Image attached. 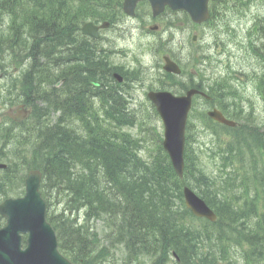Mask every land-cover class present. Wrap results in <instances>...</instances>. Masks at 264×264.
<instances>
[{"label": "trees", "instance_id": "obj_1", "mask_svg": "<svg viewBox=\"0 0 264 264\" xmlns=\"http://www.w3.org/2000/svg\"><path fill=\"white\" fill-rule=\"evenodd\" d=\"M94 2L95 0H0V20L2 22L6 17L9 20L8 29L4 33L6 35L5 39L7 42L6 51L10 54L11 59L15 57H21L25 60H31V65L27 69L29 71L30 77L35 76L40 72H47L48 70H50L47 75V79H49V81L47 82H50L49 84L52 85L64 78L68 79V81L69 79L76 80L74 83L67 82L65 84V88L60 91L61 93L59 92L64 96L63 105L65 108L70 106L74 101L78 103L81 100V94L78 90V85L81 84V52L79 46L80 42L76 37V31L77 29H79L81 23L85 20L105 17L104 14H101L97 11ZM114 5H119V2L114 3ZM2 37L3 34L0 33V38ZM52 48L60 49V57L64 56L66 57V59H72V57H74L78 65H74L70 67V69L64 71L61 68L56 69V67L54 66H44L38 63V59L41 57H45L46 61H50L49 56L50 50ZM6 51H4L0 47V56H6V58H8V54ZM0 62H2V57L0 58ZM38 68L39 71H36V69ZM64 73H67V75ZM24 75L25 72L22 76L23 78ZM215 86V88H213V85L210 86L212 93L211 95L220 103L221 106H224L225 101L228 100V95H232L233 98H236L234 97V93H229L228 89H223V87L221 86V81H217ZM21 93L24 95L25 99L27 98L28 104L33 106V122L30 124L29 129L33 131V135H37L38 132L41 131L39 129L42 128V122H40L42 115L40 113V108L35 105L33 100L34 97H39L41 95L43 96L45 91L41 93L35 89H30L27 91L26 89H24L21 91ZM79 104L81 106V102ZM77 107L78 104L75 105L76 113L74 114H78L79 116H81V108L80 110H78ZM85 112L90 113L89 110L84 111V113ZM84 119H87L89 121L88 131L91 130L94 132V134H96H88V137H97L98 143L96 142V144H94V142L84 141L83 137L81 136L80 150L78 148V142L80 140H74L69 132L68 136L64 135V132L67 130L65 127L61 126L63 125L62 120H60L57 126L53 128L49 126V123H47V126H45V128L48 129H44L43 131L47 136L50 135L53 138L54 143L48 146L41 143L39 145V148L33 149V151H31L32 155L34 152L40 151V155L35 158L34 154V160L32 159L30 161H26L21 165L15 164L12 168L5 172L1 180H4L5 175L7 174V182L15 181L17 178H19L20 172H23L26 167L33 165V163L31 162L42 161L43 163L40 164V167L45 174L46 192L50 193L55 188H60L64 189L65 192H71V195L73 197L72 190L74 188V184L71 180L72 178L79 185H81V195L83 196L81 203L88 209L89 217H92L94 213L98 214L94 212V209L96 211L97 206L105 207L108 209L109 207H120L121 205H127L126 212L128 214L127 216L129 217L127 223H132L133 219L135 218L134 213H137L138 216L136 224L138 228H141L140 220L142 216H145L147 219H149L151 218L150 216L156 214L158 218L165 223L167 216L165 217L162 215V210L165 207H168L166 203H161L158 200L148 202V200H145V197L141 195H134V190H136V188H138V186L140 185L139 179H143V176L147 174V172L135 174L136 170L134 169V164L129 165V160L133 153L131 151H128L126 145H124V143L122 142L121 137H116V142H114L112 133H107V136L105 135V132L107 131L106 127H108L106 125L105 118L96 115L84 117L81 116V121L84 122ZM114 120H118V124H120V117H114ZM36 126L40 127L37 129L35 128ZM119 126L121 128V125ZM16 138L17 137H15V143H17L18 139ZM28 145L25 147V152H30ZM83 149L84 151L86 150L91 153L93 157L100 158L105 166L111 165L113 169H116L118 171H121L119 169L121 167L126 169H128L129 167V170H132L131 173H129V176L125 178L119 175L118 177L117 175L115 176L116 179L112 178L113 182H111V184L113 188H115L119 193L116 194L115 199L112 198L110 194L104 191L99 192L98 183L95 180L89 178L83 180L81 173L78 175L79 170L72 168L73 161L69 162V157H81ZM58 150H62V152L56 153ZM101 150H105V154H103ZM158 159L159 158H157L156 161ZM76 160H78L79 162L81 161L79 159ZM187 168H189L186 173L187 178L195 177L197 171L200 173L198 165H187ZM166 169L167 173H173L172 168L170 169V166H168V168ZM102 177H104L103 174ZM5 183L6 182L0 183V187H2ZM205 187H207L208 189L209 187L214 189L209 184H205ZM125 189H130L129 192L132 198L125 199L126 196L123 195ZM152 190L146 192H150ZM160 193L161 192H159V194ZM151 197L154 198L153 195H151ZM159 198L165 200L166 194L161 195ZM126 200H129L127 204L125 202ZM171 206L172 205L170 204L168 210L172 216H175V213L171 211ZM179 213L181 214L182 212ZM243 216V213L238 212L232 214L233 219H236L237 221ZM146 221L147 220H145L143 224H145ZM1 222L2 221L0 218V225ZM177 227L178 226L170 227V229L174 230ZM134 228L135 227H131V230L133 231ZM178 228L180 229L178 230L179 232L185 233L186 236H191H181V238L195 239L200 237L198 231L192 227L186 230L183 229L184 226ZM158 231L159 233L165 232V230L162 231L159 228ZM135 233L137 232H133V234ZM70 234L71 236L77 237L79 238V240H81L80 233H75L74 231H71L70 233L69 230L68 234H66L65 232V236L64 234H61L63 240L66 239L67 235L70 236ZM146 235L147 234L145 232H141V234L135 237L133 241L137 243L138 240H141V237H144ZM246 235V231H244L243 233L238 232L237 240L243 242V239ZM81 244L84 245L86 250L89 248L86 243ZM145 247L146 245H144V247L142 248ZM67 248L70 252L75 253V249L72 245L68 246ZM139 251L144 252L141 248H139ZM171 251L176 252L179 257V261H176L175 264H196L194 260L197 250L191 244L185 246L181 241L177 240L171 245L170 252ZM104 252L105 249H101V253ZM170 252L164 258L159 257L157 259L159 264H168V262L170 261ZM133 253L136 254V252ZM247 257H249L250 260L255 259L254 256L249 255ZM243 258L246 259L245 256H243ZM130 259L131 258L126 260L125 264H127ZM223 261H228V257L224 255Z\"/></svg>", "mask_w": 264, "mask_h": 264}, {"label": "rangeland", "instance_id": "obj_2", "mask_svg": "<svg viewBox=\"0 0 264 264\" xmlns=\"http://www.w3.org/2000/svg\"><path fill=\"white\" fill-rule=\"evenodd\" d=\"M258 5H256L255 7L251 6L250 10H247L245 12L246 18L248 19V22L246 23L247 26H250L254 17L256 16V14H263L264 13V1H259L257 3ZM233 8H224L223 13H221V17L220 19L221 24L225 25V22L223 20H228V21H232L234 18H236V16L238 15V13H236L235 15L232 12ZM242 17V16H241ZM240 17V18H241ZM232 23H234L232 21ZM241 27H244V21H242L240 23ZM2 29V27H1ZM196 30V29H195ZM198 31V30H197ZM201 33H205L204 34V39L201 42L200 47L197 46L195 47L194 44L191 42V38L188 37V33H189V29L188 31H177L176 32V40L171 44L170 49L172 48V51L174 52V54H176V58H179L181 63L183 65H187L189 60L193 59L194 53L195 51H198L200 53H202L203 51L200 49L201 47H205L206 45H208L209 43L212 44L213 48L212 51L210 53L211 55V61H210V65L207 66V64L204 65V67H202V69L204 71H206V67H208V71H206L207 74L209 75H214V73H218L217 71L219 70H224V66L226 65L227 59H223L224 57L221 55L224 53L220 52L219 48H214V39H213V35H211L210 33H206L208 32V30H202L200 31ZM242 34V32H241ZM181 36V41H182V46H180L179 44V40L178 37ZM136 38V39H135ZM223 41L227 42V44L224 45V49L229 54L233 53V55H231L229 57V64L227 65V68H233L234 64H242V60L240 58V50H241V45L239 44L238 40H241L240 36L238 37L237 34L236 35H228V34H223L222 36ZM130 42L124 44L125 46H128L129 52L131 51H136L137 47L139 45H143L146 41L145 40H141L139 38L136 37V33H133V36H131L129 38ZM135 40V41H134ZM134 41V43H133ZM258 43H260L258 41ZM221 53V54H220ZM51 55V54H50ZM2 56H0L1 58ZM218 58H222L224 60V63H217V59ZM10 60L11 62V57L8 58H3V62L7 63ZM124 61H128L131 63V61H133L135 64H142L144 65V67L146 66V64L148 63V65L146 67L149 66L150 63V59L147 57L146 61H143L141 59H137V60H129L127 58H123ZM21 63H24V65L22 66V71L25 72L24 78L21 77V84L17 85L19 87V90L22 91L24 89L30 90V89H35L39 92H44L47 90V86L48 85H52L49 84L50 82H46L45 84L43 82H36L34 80H32V77L29 76V71L27 70V65H26V60L24 59ZM1 64V63H0ZM56 69H58L57 64L55 65ZM188 69L190 68V65L187 67ZM11 69L9 68V70L6 72V76L0 80V124L4 123L6 121V114L8 112L9 109L14 108L15 103H16V99L15 97L12 95L11 92H7L8 89H13L14 87H16L13 82L16 80V78L11 79V77L9 76L11 74ZM36 71H39V68L36 69ZM215 74V76H216ZM1 75V72H0ZM11 76H16V75H11ZM36 76V75H35ZM147 81V86L149 84L152 85L153 88H157V87H162L159 83H158V79L157 76L154 75V73L148 75V79ZM170 82V81H169ZM166 84H168L166 82ZM232 85H234V87L238 90L239 94L243 97L244 99V103H245V107L247 108V110L245 111V119L243 121H247L248 123L254 124L256 125V127L258 129H261L264 132V93L259 89V80L257 83V87L253 86L252 88H250V90L245 88V85L243 84V80L241 81H233ZM171 87H167L170 88L172 90V92L178 94L179 91H181V88L178 84H172L170 85ZM256 89V90H255ZM35 95V94H34ZM137 102L134 104V109L135 112L134 113H129L128 114V118L126 119V123H127V127H125L124 130H122L123 133H129V132H133L135 134L136 137H138L137 134V129H139L141 126H144L145 132L144 134H142V155L145 158H148L149 153L152 154V156L156 155L157 150L159 145H161L160 140H158L155 136H153V131L156 129L158 131V133H162L163 131V124L162 121L160 120V118L158 117H152V107L150 105V103L146 100L145 96L141 95L140 93L137 94ZM13 101L14 105L13 106H9V102ZM114 111H116L118 109V105H114ZM106 114V112L104 113ZM111 114V112H109V115ZM85 115H82V117H84ZM87 116V115H86ZM83 120V118H82ZM193 120V127H192V138L191 140H194V137H196L197 142H200L201 144H199L200 147L203 148V151L200 150V159H202L201 164L202 166L207 170V172L209 174H216L217 170L218 172L220 171V173L222 172V167L223 164L220 163H215L212 159V155L211 152H217L219 150V148L216 146L214 148V150H211V141H210V137L208 136V134L205 133L206 128L204 127V125L202 124V122L199 120L195 119V116L191 119ZM242 120H237V122L241 125H244ZM68 123H71L70 126H68ZM251 124H249V127H251ZM42 128H40L37 134L36 139L40 142H42L44 145H50L53 142V138L48 135L49 138L45 132L43 131L44 129H48L45 128V126H47V123L42 122ZM63 127L66 128L67 131L64 132L65 136H68V132L73 135V133L78 129L81 130L84 134L83 137L87 138L86 135L88 134H94L93 131H88L89 128V121L87 119H84V122L81 121V116H76V114H74L72 117H70L69 120H67V122H65L63 125ZM40 126H36L35 128H39ZM4 127H2L0 125V154H8L5 157H7L4 161H2L1 163L4 165H10L11 163H13V158L16 155H21L19 152V149L24 147V142H20L18 144L15 143V137L18 133V130H13V131H4L3 130ZM6 128V127H5ZM53 128V127H52ZM196 129V135L194 133ZM238 132L239 131H228V130H224L222 132V134L219 136L218 139V144L220 145H226L231 144V146H234L233 149H236L235 152L232 153L231 159L228 161L231 162V164L235 167V169L237 170L238 173H240L239 176H237V178H243L245 177L244 172L247 170L249 173L253 172V171H260V172H264V165H256L253 169L250 166V164L247 166V161L249 160V158H254V159H260V162L262 164H264V152L258 151L255 146L254 148L251 147L252 143L251 141H242L241 137L238 136ZM261 132V131H260ZM96 135V134H94ZM81 138V136H78V139ZM92 138L97 142V137L92 136ZM233 140V142H231ZM242 145H246L249 146L251 149L249 150H241L238 147L242 146ZM30 152L33 151V144L28 145ZM214 147V146H213ZM160 149V148H159ZM154 152V153H153ZM188 152L191 154V156H195L198 155L197 153V147L196 145H191L188 149ZM35 154V158L41 154L40 151L34 152L31 159H33ZM241 155V156H240ZM87 157H90L89 159ZM29 159V161L31 160ZM76 159L81 160L76 161ZM73 168L78 169V165L77 163H79L81 165V167L83 168V172H84V168L86 167H92L94 170V176H97V180L99 181V192H101L102 190H100V188H102V182L101 180H99L98 178V173L100 172L101 169H103V162L101 161L100 158L98 157H93V155L89 152L84 153L81 155V157H75V159H73ZM77 162V163H76ZM215 164V165H214ZM40 164H38L39 166ZM217 168V169H216ZM121 171L118 170H114L113 168L110 169L111 173L110 176L115 179V176L118 175L125 178L129 175V173H131L132 170L126 169V168H119ZM81 172H78V175ZM206 176L209 178L210 181H213V176H210L208 174H206ZM7 174L5 175V179L1 180V175H0V183L6 182V185H9V183L7 182ZM249 182H252V179H250V177H247ZM189 183L193 186L196 187L197 184L194 180H190ZM10 187V186H8ZM7 187V188H8ZM125 192L123 193L124 196H126L125 199H128L129 197L132 198L131 194H130V189H125ZM47 193V192H46ZM74 194V193H73ZM116 194V193H114ZM112 198L115 199L116 196L114 195H110ZM139 196V195H138ZM255 194L252 197V201H250V205L254 200ZM55 197L52 196L51 199H54ZM219 199H221V197H218ZM233 198H230L229 200L232 201ZM159 202H163L166 203L169 207V205L171 204V202H175L178 204V207L181 206V202L176 201L174 199H168L166 198L165 200L158 198ZM254 204V203H253ZM81 205V203H80ZM255 205V204H254ZM168 207H165L162 210V215L163 216H167V219L165 220V223L162 222L158 216L156 214L150 216L151 218L147 219L146 223H140L141 224V228H138L136 226L137 224V213H134L135 218L132 221V225L131 227H135L133 229V231H129L131 228L128 225V227L126 229L128 230H119L120 232H118L117 234H115L114 232L108 231L105 229V226L103 223L99 222L98 223V231L96 233L97 235V239L93 241H90L88 239V236L86 235V228H84V230L80 233L81 235V240H79V238H77V242L78 245H80V243H86L88 245V247H94V246H99V244L101 243L100 241L102 240V245H104L103 241L106 244H112L114 239H118L121 240L122 242L119 245H116L115 248H109L106 245V251L109 252L110 255V260H104L103 264H121L122 262V257H124L126 255V252L124 251V249L121 247L124 243L129 247V249L133 252L138 253L139 252V248L136 242H134V238L137 237L139 234H141V232H145L147 235L144 237H141V240H143L145 243L150 244L149 242L152 240L153 237H155L157 234H159L158 228L161 229L162 231L165 230L164 233H166L167 235L170 234H175V231L171 230L170 227H176V225H179L181 223V219H180V215L176 214L175 216H170V212L168 210ZM58 211H62V206L59 205V207H57ZM239 211H241L240 209H238ZM171 211L173 212H178V208L171 206ZM84 212V210L82 211ZM89 211H87L86 213H88ZM95 212V209H94ZM85 214H81V218H85ZM249 214V212H248ZM188 214L185 215V221L183 222V224L186 226L188 224L194 226V227H198L199 225H202V223H195L191 218L187 217ZM106 221L111 225L112 221H111V217L110 216H106ZM128 220V219H127ZM127 220L125 222H121V223H125L127 224ZM120 226H122L121 224H119ZM242 226V225H241ZM247 226H242V228H246ZM144 228V229H142ZM142 229V230H141ZM133 232H137L135 234H133ZM174 237H180V234L175 235ZM88 242V243H87ZM100 242V243H99ZM234 253L236 255V259L239 262V264H243L242 258L238 255L239 253V249L236 248L234 250ZM148 257V256H147ZM151 259H153L154 261H156V258H152L149 257ZM197 261H200V258L197 257L196 259ZM142 264H151L150 261L148 260H142L141 261ZM245 264V263H244Z\"/></svg>", "mask_w": 264, "mask_h": 264}, {"label": "water", "instance_id": "obj_3", "mask_svg": "<svg viewBox=\"0 0 264 264\" xmlns=\"http://www.w3.org/2000/svg\"><path fill=\"white\" fill-rule=\"evenodd\" d=\"M140 0H125V8L132 10ZM153 8L160 10L165 5L174 9L187 10L193 19L202 22L208 18L207 0H149ZM190 95V94H189ZM160 101V104L162 100ZM172 108L166 110L161 107L165 124L164 147L168 151L175 170L182 174L184 167V133L188 99L178 98L166 101L164 104ZM176 107H173V106ZM220 115V114H219ZM214 117L219 121L226 122L221 115ZM26 118V115H24ZM227 124H233L226 122ZM40 176L33 174L28 177L27 195L20 200H7L0 205V215L7 218V226L0 230V264H64L55 249L51 246L49 238L42 236L41 229L44 227V208L40 204L38 183ZM187 205L194 214L211 219L213 215L202 201L194 194L187 192ZM21 233H29V248L21 251ZM41 240L43 242H41Z\"/></svg>", "mask_w": 264, "mask_h": 264}, {"label": "bare ground", "instance_id": "obj_4", "mask_svg": "<svg viewBox=\"0 0 264 264\" xmlns=\"http://www.w3.org/2000/svg\"><path fill=\"white\" fill-rule=\"evenodd\" d=\"M224 1V0H222ZM79 46H80V52H81V41H79ZM60 52V49L58 48H52L50 50V54L52 56H57ZM24 59H22L21 57H15L13 59H11L7 62V63H1L0 64V72L1 73H6L9 68L14 65V64H20ZM50 70H48L47 72H40L39 74H37L36 76H34L32 78V80L36 81V82H43L44 84L49 81V79H47V75L49 73ZM68 97V96H66ZM64 98V96L60 93H53L52 94V100L56 101V102H60L62 101ZM262 148L264 149V140L262 141ZM73 175V174H72ZM74 177V176H73ZM73 184H74V188H73V193H74V198L71 201V206L74 209H78L80 207V203L81 200L83 199V196L81 195V185H79L76 181H74L71 178ZM126 208L127 205H121L120 207H109L108 209L105 207H96V213H98L100 216L102 215H107L111 217V220L113 221H118V222H125L127 219H129V217L127 216V212H126ZM42 234V232H41ZM43 236V234H42ZM48 238V236H45ZM167 238L165 237V235L163 233H159L157 234L155 237L152 238V240L150 241V243L156 247H158L162 253V255L165 257L167 256V254L170 252L171 249V245L168 244L166 242ZM41 242H43L41 240ZM139 247H144V241L143 240H138L137 242Z\"/></svg>", "mask_w": 264, "mask_h": 264}]
</instances>
